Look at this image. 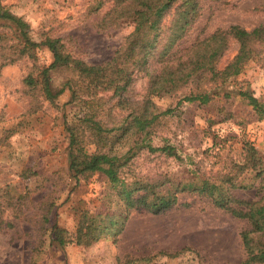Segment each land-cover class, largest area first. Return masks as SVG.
I'll return each mask as SVG.
<instances>
[{"label": "rangeland", "instance_id": "374dc122", "mask_svg": "<svg viewBox=\"0 0 264 264\" xmlns=\"http://www.w3.org/2000/svg\"><path fill=\"white\" fill-rule=\"evenodd\" d=\"M91 4V0H3L30 25L31 39L39 42L45 34L68 39L67 47L76 58L97 65L112 58L131 26L124 22L117 29L98 32L94 24L110 4L98 15H90ZM259 25L264 26V0H226L220 6L202 0L200 17L179 46L186 48L217 29L239 26L250 31ZM237 47L231 41L221 65L235 55ZM51 60L44 47L37 51L39 65L47 66ZM31 71L27 59L0 71V195L28 192L33 203L21 219L12 220L14 229L0 232V264H28L40 239L44 246L38 264H241L245 254L239 234L247 228L246 222L196 194L179 195L176 205L158 215L132 210L115 238L112 232H100L106 217L122 222L125 213L116 189L103 177L80 179L76 185L69 176L64 127L85 108L71 101L69 90L54 105L26 95L23 79ZM51 77L59 87L71 73L59 70ZM237 81L248 83L264 107V60L250 62ZM143 84L137 81L135 89L141 90ZM153 102L162 110L175 106L173 97H155ZM176 113L166 119L164 134L184 153L197 159L214 136H236L252 142L264 158V120H257L239 98L216 99L207 106L185 103ZM9 130L14 133L3 144L1 139ZM233 144V154L238 155L240 144ZM132 170L157 180L159 174L180 173L182 167L142 153L133 160ZM258 181L255 173L248 172L239 182L253 188L237 190L236 195L257 200ZM50 201L57 241L53 246H47L40 230L42 207Z\"/></svg>", "mask_w": 264, "mask_h": 264}, {"label": "trees", "instance_id": "16d2710c", "mask_svg": "<svg viewBox=\"0 0 264 264\" xmlns=\"http://www.w3.org/2000/svg\"><path fill=\"white\" fill-rule=\"evenodd\" d=\"M91 1L90 15H98L110 4L94 24L98 32L117 29L124 22L131 26L110 60L88 64L72 54L68 39L45 34L43 40L34 41L30 25L0 0V71L27 59L32 71L23 79L26 95L54 105L69 90L71 101L83 104L84 113L64 127L69 176L76 185L80 179L103 177L116 189L125 213L122 222L106 217L100 232H112L115 238L132 210L158 215L176 205L179 195L196 194L246 222L247 228L239 234L245 254L241 264H264V158L253 143L244 137L214 136L211 146L196 159L164 134L166 119L176 116L185 103L207 106L216 99L239 98L257 120H264V107L248 83L237 81L250 62L264 60V26L250 31L239 26L217 29L181 48L180 42L200 17L202 0ZM207 1L216 6L226 2ZM231 41L238 44L237 51L221 65ZM41 47L52 57L47 66L37 62ZM59 70L70 72L71 77L55 87L51 73ZM137 81L144 83L139 91ZM155 97H173L175 106L159 109ZM12 133L7 131L1 142L6 144ZM235 142L240 144L238 155L233 154ZM142 153L177 163L181 177L171 171L159 174L157 180L137 175L132 162ZM248 172L259 180L260 196L254 201L236 195L237 190L253 188L239 182ZM32 204L28 192L1 194L0 232L14 229L12 220L21 219ZM53 206L50 201L41 210L40 230L47 246L57 242L55 225H51ZM43 246L40 239L28 264H38Z\"/></svg>", "mask_w": 264, "mask_h": 264}]
</instances>
